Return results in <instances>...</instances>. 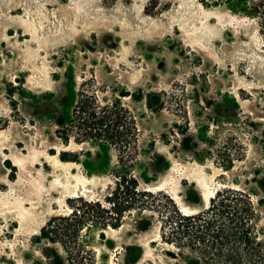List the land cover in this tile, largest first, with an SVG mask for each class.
<instances>
[{
  "label": "rangeland",
  "instance_id": "374dc122",
  "mask_svg": "<svg viewBox=\"0 0 264 264\" xmlns=\"http://www.w3.org/2000/svg\"><path fill=\"white\" fill-rule=\"evenodd\" d=\"M82 89L133 111L136 160L63 137ZM121 175L154 205L42 237ZM225 188L252 195L264 243V0H0V264H187L170 199L193 214Z\"/></svg>",
  "mask_w": 264,
  "mask_h": 264
},
{
  "label": "trees",
  "instance_id": "16d2710c",
  "mask_svg": "<svg viewBox=\"0 0 264 264\" xmlns=\"http://www.w3.org/2000/svg\"><path fill=\"white\" fill-rule=\"evenodd\" d=\"M59 131L65 139L72 133L78 142L96 140L112 145L120 160H136L139 153L135 114L121 98L101 97L98 90L80 91L70 122ZM61 158L72 159L67 151L61 153ZM152 195L140 187L135 176L121 175L106 203L81 198L69 216L55 218L49 230L44 228L42 237L56 242L51 233H57L76 240L87 219L95 217L104 228H119L127 212L142 213L154 205L147 197ZM259 221V211L249 192L225 188L211 198L208 207L193 214L184 213L171 198L165 218L168 231L164 236L199 255L188 259L187 264H260L264 243L256 234ZM64 243L69 247L68 242Z\"/></svg>",
  "mask_w": 264,
  "mask_h": 264
}]
</instances>
